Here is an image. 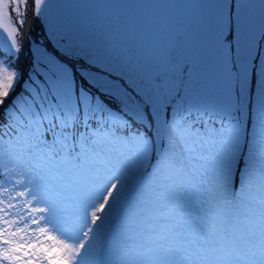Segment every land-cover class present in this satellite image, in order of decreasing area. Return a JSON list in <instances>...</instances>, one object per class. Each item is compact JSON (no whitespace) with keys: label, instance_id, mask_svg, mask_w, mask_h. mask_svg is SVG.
<instances>
[{"label":"snow or ice","instance_id":"6c2138e0","mask_svg":"<svg viewBox=\"0 0 264 264\" xmlns=\"http://www.w3.org/2000/svg\"><path fill=\"white\" fill-rule=\"evenodd\" d=\"M0 264H264V0H0Z\"/></svg>","mask_w":264,"mask_h":264}]
</instances>
